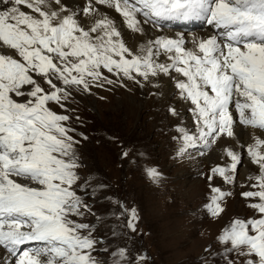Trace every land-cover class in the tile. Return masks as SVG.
Masks as SVG:
<instances>
[{
	"label": "snow or ice",
	"instance_id": "snow-or-ice-1",
	"mask_svg": "<svg viewBox=\"0 0 264 264\" xmlns=\"http://www.w3.org/2000/svg\"><path fill=\"white\" fill-rule=\"evenodd\" d=\"M187 21H201L212 31L190 40L176 33L135 49L129 45L146 34V26L159 30ZM105 69L116 79L105 76ZM160 76L191 105L196 128H178L177 155L200 141L207 146L235 138L237 126L253 130L246 151L259 174L249 177L256 190L241 196L257 198L247 205L256 215L233 219L217 240L226 264H264V0H81L76 7L69 0H0V264H147L146 254L126 243L110 248L94 236L95 224L82 222L94 215L86 198L106 186L94 187L90 175L81 176L73 118L51 105L67 111L73 89L90 94L93 87H126V81L143 87ZM225 154L230 163L210 169L209 181L218 175L234 182L241 156L230 148ZM146 173L153 182L160 179L154 167ZM209 187L203 208L216 218L232 193ZM112 203L122 209V226L135 233L137 209ZM98 251L107 259H99Z\"/></svg>",
	"mask_w": 264,
	"mask_h": 264
},
{
	"label": "rangeland",
	"instance_id": "rangeland-1",
	"mask_svg": "<svg viewBox=\"0 0 264 264\" xmlns=\"http://www.w3.org/2000/svg\"><path fill=\"white\" fill-rule=\"evenodd\" d=\"M103 72L116 79L106 69ZM168 81L172 88L169 94L153 91L161 88L159 83L146 82L141 87L126 81V87L118 84L93 87L90 94L73 89L67 111L51 105L54 111L73 118L69 123L76 129V139L81 141L77 146L81 176L90 175L94 187L106 186L102 190L97 188L95 196L86 198L94 215L86 216L82 222L95 224L94 236L103 238L104 245L115 248L126 243L133 252L146 254L147 264H202V261L226 264L224 246L217 236L233 219L256 215L247 205L257 198H244L240 193L256 190L251 187L255 180L249 177L258 175L259 167L240 155L241 163L233 183H225L218 175L209 181L206 177L211 174L210 169L230 163L225 149L239 153L231 142L222 141L226 137L209 142L208 146L200 141L177 158L181 147L178 128L188 125L190 133L196 129L188 110L191 105L175 94L172 81L169 78ZM155 84L159 87H154ZM148 92H153V97ZM170 107L175 108L177 119L169 117ZM77 116L79 121L75 119ZM80 133L88 139H82ZM123 151L129 153L127 157L121 155ZM149 167L159 171L158 181L153 182L147 176ZM210 184L232 193L223 200L224 211L216 218L203 208L212 194ZM112 201L137 209L139 221L135 233L122 226L125 220L120 215L122 209ZM113 231L127 235L113 237ZM206 248L210 249L207 253ZM95 255L107 259L102 251Z\"/></svg>",
	"mask_w": 264,
	"mask_h": 264
},
{
	"label": "bare ground",
	"instance_id": "bare-ground-1",
	"mask_svg": "<svg viewBox=\"0 0 264 264\" xmlns=\"http://www.w3.org/2000/svg\"><path fill=\"white\" fill-rule=\"evenodd\" d=\"M69 2L73 5V7H76V6H78L80 3H81V0H69ZM99 8H100V11H102V12H105V13H107V14H109L113 19H115V20H117V21H119L120 20V16H119V14H117V13H114L112 10H110V9H108V8H106V7H104V6H98ZM25 11H28L26 8H25ZM84 18H82V20H83ZM86 22V21H85ZM176 33H181L182 34V32H180V31H174V30H169V31H160V32H158L157 30H156V28H152V27H150V26H146V34L144 35V36H137V37H135V38H133V39H131V40H129V45L131 46V47H133L134 49L140 44V43H144L145 41H147V40H150V39H153V38H155L156 36H159V35H165V36H173V35H175ZM184 35V37H185V39L186 40H190L193 36H199V37H206L207 36V34L206 33H198V32H196V33H192L191 35H185V34H183ZM187 47H191V44L189 43L188 45H187ZM162 60H163V58H161ZM166 77V76H165ZM152 82H154V83H159L160 85H161V88H159V89H152L153 91H159V92H161V93H163L162 91H164V93L166 92V94H169L170 92H172V88L169 86V81H168V78H164L163 76H160V77H158V78H156V81H154V79L152 80ZM174 86V85H173ZM150 91V90H149ZM111 92V91H110ZM158 92V93H159ZM148 95H149V97L150 96H152L153 97V92H151V93H147ZM163 98V100H165L164 99V97H162ZM166 102V101H165ZM156 104V103H155ZM155 106V105H154ZM160 106H161V104H160ZM159 106V107H160ZM169 106V105H168ZM158 107V108H159ZM148 108V107H147ZM169 117H174V118H176V116L175 115H171V116H169ZM178 117V116H177ZM177 119V118H176ZM156 120V119H155ZM178 121V120H177ZM177 124V123H176ZM179 125V124H178ZM185 125V124H184ZM172 127H174V124L172 125ZM180 128V127H179ZM183 128H185L186 130H189V126L188 125H185V126H183ZM172 129V128H171ZM196 129V128H195ZM236 133H237V135H236V137L235 138H228V137H226V138H222V141H226V142H231V144H232V147H233V145H234V147L235 148H237V149H239L238 151H239V153H240V155L241 156H246L247 158H248V160H250L249 159V156L247 155V151H246V147H247V145H249V144H251V143H253V140H252V134H253V130L252 129H250V128H242V127H240V126H237V128H236ZM174 135V134H173ZM180 135H181V133H180ZM255 135L256 136H262V134L258 131V130H256L255 131ZM262 138H264V137H262ZM176 142V141H175ZM179 143V142H178ZM200 143V142H199ZM235 143V144H234ZM177 144V143H176ZM196 144H198V142L196 143ZM195 144V145H196ZM217 144V143H216ZM181 145V144H180ZM201 145V144H200ZM237 147H236V146ZM178 146H179V144H178ZM208 146V145H207ZM229 146V145H228ZM231 146V145H230ZM219 147V144L216 146V148H218ZM227 147V146H226ZM233 147V148H234ZM174 148H175V144H174ZM177 148V147H176ZM229 148V147H228ZM234 151V150H233ZM176 152V151H175ZM211 153H213V152H211ZM177 154V153H176ZM222 154H224V153H222ZM209 154H207L206 156H208ZM216 154L214 153V158H216L217 156H215ZM179 157V155H177V158ZM186 157V156H185ZM197 157V156H196ZM222 157V156H221ZM225 158V157H224ZM189 159V158H188ZM191 159V158H190ZM189 159V160H190ZM200 159V158H199ZM185 160V159H184ZM183 160V161H184ZM188 160V161H189ZM183 161H182V163H183ZM187 161V160H186ZM216 161V160H215ZM247 161V160H246ZM181 162V161H180ZM206 162V161H205ZM222 162V161H221ZM189 163H190V161H189ZM207 163V162H206ZM228 163V162H227ZM184 164V163H183ZM203 164V163H202ZM198 166V165H197ZM221 166V165H220ZM192 167V166H191ZM203 166H201V168H202ZM199 170V169H198ZM196 171V170H195ZM209 171V170H208ZM196 173H198V172H196ZM242 173V172H241ZM204 174V173H203ZM242 175H244L245 176V169L243 170V174ZM242 177V176H241ZM240 177V178H241ZM246 178V177H245ZM223 179V178H222ZM225 184V183H224ZM228 184V183H227ZM242 184V183H241ZM226 185V184H225ZM235 187V186H234ZM238 188V187H237ZM238 190V189H237ZM153 191V190H152ZM243 191V190H242ZM229 192V191H228ZM238 192V191H237ZM241 194V193H240ZM234 195V194H233ZM239 196V195H238ZM241 196V195H240ZM247 200V199H246ZM243 203H245V202H243ZM249 204V203H248ZM247 207V206H246Z\"/></svg>",
	"mask_w": 264,
	"mask_h": 264
}]
</instances>
